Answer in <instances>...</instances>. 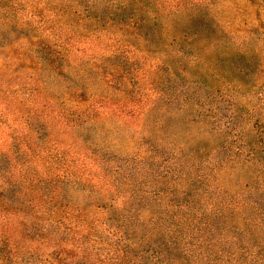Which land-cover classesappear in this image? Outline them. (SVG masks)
I'll list each match as a JSON object with an SVG mask.
<instances>
[{"label":"rangeland","instance_id":"374dc122","mask_svg":"<svg viewBox=\"0 0 264 264\" xmlns=\"http://www.w3.org/2000/svg\"><path fill=\"white\" fill-rule=\"evenodd\" d=\"M0 264H264V0H0Z\"/></svg>","mask_w":264,"mask_h":264},{"label":"trees","instance_id":"16d2710c","mask_svg":"<svg viewBox=\"0 0 264 264\" xmlns=\"http://www.w3.org/2000/svg\"><path fill=\"white\" fill-rule=\"evenodd\" d=\"M206 24L202 23V22H197L195 21L194 19L193 20H190V21H187V24H186V27H184V33H196L198 30H201L203 29V27L205 26ZM183 32V31H182ZM224 72V71H222ZM212 136H216V135H212ZM215 138H218V137H215ZM219 140V138H218ZM192 148V147H191Z\"/></svg>","mask_w":264,"mask_h":264}]
</instances>
